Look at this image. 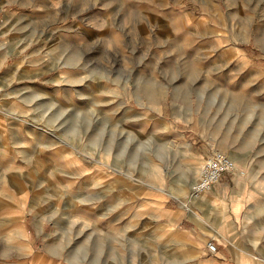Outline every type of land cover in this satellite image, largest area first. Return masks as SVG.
Wrapping results in <instances>:
<instances>
[{"label":"rangeland","instance_id":"obj_1","mask_svg":"<svg viewBox=\"0 0 264 264\" xmlns=\"http://www.w3.org/2000/svg\"><path fill=\"white\" fill-rule=\"evenodd\" d=\"M214 152L264 184V0H0V263L184 264L114 187L154 177L156 213L185 207Z\"/></svg>","mask_w":264,"mask_h":264},{"label":"crops","instance_id":"obj_2","mask_svg":"<svg viewBox=\"0 0 264 264\" xmlns=\"http://www.w3.org/2000/svg\"><path fill=\"white\" fill-rule=\"evenodd\" d=\"M20 2L23 4L24 0ZM7 53L9 55L11 51H6L5 57H9ZM199 153L205 156V151ZM4 155L5 153H1V156ZM8 159L10 160V157ZM253 164L256 170L251 180L254 190H244L246 188L243 183L244 179H242L243 187L239 190L232 180V173L224 174L215 184L216 186L214 185L212 190L204 196L202 195L203 197L192 200L187 194L185 207L181 205L177 209L164 207L165 209L159 213L155 211L162 199L157 195L159 190L156 186L160 179L152 177L145 180L138 175H125L116 180L114 189L115 192L134 194L138 199L142 201L146 199L150 202L146 206L149 207L148 210L137 206L132 211H128L130 214L133 213L128 227L137 229L144 225L147 228L154 221L160 223L161 230L159 229L160 231H156L159 233H154L152 236L158 240L160 245L171 243L177 255L174 258L175 261L184 264H264V219L259 214L261 203L264 202V184L261 185L256 179L258 167L254 162ZM7 166L8 170L13 169L12 163L8 162ZM193 176L194 172H192ZM196 176L194 181L198 178V174ZM245 181L248 182V178ZM230 182L236 189L230 188ZM234 191L240 192V195H233ZM246 193L254 194L255 197L249 198L243 204ZM5 196L10 198V192L8 191ZM119 198L122 197L119 196ZM214 200L216 205H214ZM220 201L226 204L225 211L221 209ZM238 202L243 204L239 208H237ZM12 216L13 209L11 208L0 211V219L6 218L8 221L12 219ZM13 227L12 223H8L0 232L9 231ZM14 232L9 237L14 235L18 246L16 250L31 255L32 247L28 244L22 227L18 226ZM210 240H214L217 247L213 255L206 251V243ZM146 247L149 248L150 244ZM111 262L115 261L112 259ZM151 262L155 264L158 260L152 258Z\"/></svg>","mask_w":264,"mask_h":264},{"label":"built area","instance_id":"obj_3","mask_svg":"<svg viewBox=\"0 0 264 264\" xmlns=\"http://www.w3.org/2000/svg\"><path fill=\"white\" fill-rule=\"evenodd\" d=\"M234 167L235 162L227 154L214 152L208 156L199 178L189 187V199H199L202 195L209 192L211 187L219 182L224 174H231ZM206 251L211 255L216 253L217 247L214 240L206 243Z\"/></svg>","mask_w":264,"mask_h":264},{"label":"bare ground","instance_id":"obj_4","mask_svg":"<svg viewBox=\"0 0 264 264\" xmlns=\"http://www.w3.org/2000/svg\"><path fill=\"white\" fill-rule=\"evenodd\" d=\"M233 159V161L235 160L234 158H232ZM205 161H206V157L203 159V162L201 163V165H200V169H199V174H198V178H199V176H200V174H201V171H202V169H203V166H204V164H205ZM235 168V167H234ZM238 173V175L240 174V172L238 171L237 172ZM197 178V179H198ZM218 183V182H217ZM217 183H215V184H217ZM214 184V185H215ZM213 185V186H214ZM237 185H238V188H239V190H241V188H242V185H241V183L240 182H237ZM213 186L211 187V189L209 190V192L212 190V188H213ZM216 186V185H215ZM181 193L184 195L185 193H186V187L185 186H183V188L181 189ZM208 193V192H207ZM206 194V193H205ZM237 195H240V193L239 194H237ZM243 201V200H242ZM218 203H219V201H217ZM241 204L242 203H237V206H241ZM214 205H216V202H215V200H214ZM220 207H221V209L223 208V207H226V204L223 202V201H220Z\"/></svg>","mask_w":264,"mask_h":264}]
</instances>
